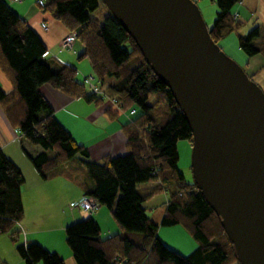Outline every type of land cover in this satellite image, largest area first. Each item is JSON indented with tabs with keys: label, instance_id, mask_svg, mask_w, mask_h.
Returning <instances> with one entry per match:
<instances>
[{
	"label": "trees",
	"instance_id": "16d2710c",
	"mask_svg": "<svg viewBox=\"0 0 264 264\" xmlns=\"http://www.w3.org/2000/svg\"><path fill=\"white\" fill-rule=\"evenodd\" d=\"M218 10L209 29L214 42L237 31L241 21L234 17L241 0H215ZM101 0H45L39 6L68 31L75 32L88 58L94 78L108 96L118 100L120 110H136L122 125L126 152L104 156L100 162L82 161L92 188L85 196L94 198L111 213L119 230L102 239L97 222L90 217L65 227L67 243L76 264H240L234 248L195 183H186L178 168L179 141L191 142V130L168 87L154 74L130 33L110 12L99 22L91 17ZM104 4V3H103ZM105 6V5H104ZM259 25L237 34L239 48L247 57L264 54V31ZM47 47L32 26L18 16L7 0H0V71L9 90L1 88L0 110L9 125L42 151L29 156L32 167L47 181L59 175L60 167L77 156L88 159L87 148L55 119L51 105L40 91L45 83L71 98L102 104L77 78V68L50 57ZM107 77L112 78L104 84ZM109 117L116 111L104 110ZM150 183L152 186L141 188ZM24 180L20 170L0 149V233L10 235L26 264H64V259L41 245L20 242ZM167 195L160 225L182 226L194 237L197 247L180 255L157 237L158 226L143 204L157 194ZM140 235V241L129 238Z\"/></svg>",
	"mask_w": 264,
	"mask_h": 264
},
{
	"label": "water",
	"instance_id": "95a60500",
	"mask_svg": "<svg viewBox=\"0 0 264 264\" xmlns=\"http://www.w3.org/2000/svg\"><path fill=\"white\" fill-rule=\"evenodd\" d=\"M191 130L193 183L240 264H264V90L210 35L195 0H101Z\"/></svg>",
	"mask_w": 264,
	"mask_h": 264
},
{
	"label": "crops",
	"instance_id": "0c3cea01",
	"mask_svg": "<svg viewBox=\"0 0 264 264\" xmlns=\"http://www.w3.org/2000/svg\"><path fill=\"white\" fill-rule=\"evenodd\" d=\"M35 1L23 0L21 3H16L17 6L13 4H10V6L18 16H22L29 26H32L47 47V54L50 57L56 58L61 63H70L74 68L84 70L86 73L88 65L87 62H83L86 58L79 57L83 50L82 44L80 42L77 44V41H75L78 50L75 48V44L71 48V51L76 53L77 59L67 52L63 53L62 51L65 49L62 50L59 44L63 35L68 32L67 28L52 16L47 17L48 15L41 13L39 10L42 9L35 5ZM195 1L201 10L207 27H210L218 10L216 1ZM36 6L39 10L36 9ZM234 17L239 19L241 24L237 31L219 40V45L223 50H225L224 48L228 42L233 44L237 42L238 33L246 34L255 26H264V0H241L235 4ZM41 21L46 22V29L40 26ZM247 26L250 28L249 30H247ZM261 30L264 31V28H261ZM243 60L244 63L241 65L244 70L264 90V54L259 53L249 57L244 54ZM0 84L4 90L11 88V83L8 82L2 71H0ZM40 91L51 105L55 119L72 135L77 144L87 148L88 159L79 155L68 164L61 166L58 176L47 181L41 179L24 153L26 150L21 147L20 139L24 137L15 129H12L2 110H0V149L20 170L24 180L21 188L24 215L19 222L21 229L20 242L41 245L49 253L53 252L63 258L64 264H76L67 243H65L64 229L67 225L90 217L97 222L102 239L116 235V233H120V230L108 209H101L102 206H99L97 211L88 213L79 208V203L85 196V191L92 188V181L87 174H85V178L76 174L74 168L70 165L75 162L82 166L81 162L85 160L100 162L107 155H123L126 152V147L124 143L125 136L121 132V128L127 120H122V113H119L114 107H109L105 101L96 105L94 102H87L82 98L74 99L48 83L41 86ZM106 109L116 111L118 115L111 118L105 113L104 110ZM30 146L31 151H36L32 152L33 154L26 151L31 157L42 151L37 145L31 144ZM149 186L152 185L149 183V185L141 188ZM159 195L162 194L157 196ZM163 195L164 200H156L157 197H155L144 203L143 207L147 210L164 206L165 210L167 195L164 193ZM163 213L164 211L160 217ZM48 223H53L50 229L45 228ZM129 238H133L138 242L141 237L140 235H130ZM16 247L17 245L12 242L10 235L0 233V264H26L24 258L18 254Z\"/></svg>",
	"mask_w": 264,
	"mask_h": 264
},
{
	"label": "rangeland",
	"instance_id": "374dc122",
	"mask_svg": "<svg viewBox=\"0 0 264 264\" xmlns=\"http://www.w3.org/2000/svg\"><path fill=\"white\" fill-rule=\"evenodd\" d=\"M9 4H13L16 5V3L11 2L10 0H7ZM23 2V0L21 1ZM20 2V3H21ZM17 6V5H16ZM36 9L39 10V8L36 6ZM41 13H44L45 15H48L47 13L43 12L42 10H39ZM110 14V12L108 11L106 5L104 6L103 3H100L99 7L97 9H95L94 12L91 13V17L93 19L98 20L99 22H102L106 16H108ZM50 15H48L47 17H49ZM250 28L247 26V30H249ZM77 44L79 42V40H76ZM76 43H74L73 45L75 46V48L78 50V47L76 46ZM72 45V46H73ZM238 47V40L236 43H231L228 42L225 46V53L228 54L233 60H235L237 63H239L240 65L243 64L244 60H243V55L245 54L242 50L237 49ZM223 50V49H222ZM67 52L70 54V56L74 57L77 59L76 57V53H74L73 51H71V49L69 50H64L62 51ZM85 61L83 62H87V67L88 70L85 71L81 70V69H77V78L82 80V77L84 75H88V74H93L92 71V67L90 66V62L88 60V58L86 57V59H84ZM109 80H112V78L107 77L104 81V84H107ZM104 103V102H103ZM106 104V103H105ZM123 115V116H122ZM120 116H122V120H128V118L126 117V113L122 114ZM21 141V147H23L24 150L28 151L29 154H33L32 152H36V151H31V143L29 142L28 139H26L25 137L20 139ZM19 144V142H17ZM184 145V146H182ZM177 151L179 153V160H178V168L180 170V172H182L183 176H184V180L186 183H192L193 182V176H192V172H191V168H190V155H191V142L189 143L188 140H182L178 142L177 145ZM125 154V153H123ZM122 156V155H120ZM116 157V156H115ZM72 168H74L75 173L78 175H81V177L85 178V174H86V169L84 167H82L81 165L79 166V164L72 162V164L70 165ZM149 185V183L140 185V187L142 186H146ZM162 194L163 193H159ZM158 195V194H157ZM159 195V196H155L157 199H161L164 200L163 197L164 195ZM153 199V198H152ZM149 204V202L147 203V205ZM146 205V206H147ZM74 207V206H73ZM101 209L105 208V207H100ZM106 209V208H105ZM164 211V206L160 207L158 206V208L156 209H147V215L149 217H151L154 222L156 223V225L158 226V233H157V237L158 239H160V241L168 248V249H173L176 252H178L180 255H184L187 256L189 254L192 253V251H194L197 247V243L194 239V237H191V235L185 230L184 227L180 226H170V227H164L160 225L161 222V214ZM113 219V218H112ZM115 222V221H114ZM51 226H53V223H48L45 225V228L50 229ZM120 234L123 235V233L120 230ZM127 234H131L133 236H137L139 235L138 233H127ZM131 239V238H130ZM133 241H135L133 238L131 239Z\"/></svg>",
	"mask_w": 264,
	"mask_h": 264
},
{
	"label": "built area",
	"instance_id": "2783aa9c",
	"mask_svg": "<svg viewBox=\"0 0 264 264\" xmlns=\"http://www.w3.org/2000/svg\"><path fill=\"white\" fill-rule=\"evenodd\" d=\"M11 2L14 3H18L21 2L22 0H10ZM44 2L45 0H36L35 3L38 4L39 6H44ZM40 26H42L43 28H47L46 26V22L45 21H41ZM77 40V35L75 32H71L68 31L67 33H65L63 35V38L60 41L59 47L62 50H69L71 49L74 44V42ZM83 85L85 86L86 89H88L90 91V93H92V95H94L95 97H99L101 98V100H103V102L105 101L109 107H114L115 110H117L119 113L122 114H127L126 117L128 119H132V116H134L136 114V110L132 109V111L130 112H123L122 110H120V106L118 104V100H116L115 98L108 96V93L106 92V90L104 88L101 87V85L99 83H97L96 79L94 78V76L92 74H88L87 76L84 75L83 77ZM99 203L94 199V198H90L88 196H84L82 198V201L79 203V208L81 210H85L88 213H93L95 211L98 210L99 208Z\"/></svg>",
	"mask_w": 264,
	"mask_h": 264
}]
</instances>
